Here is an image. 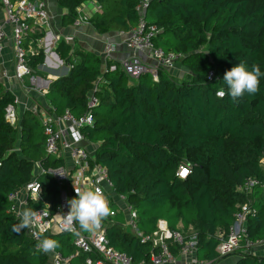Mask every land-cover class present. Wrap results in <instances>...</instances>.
I'll use <instances>...</instances> for the list:
<instances>
[{
  "label": "trees",
  "instance_id": "16d2710c",
  "mask_svg": "<svg viewBox=\"0 0 264 264\" xmlns=\"http://www.w3.org/2000/svg\"><path fill=\"white\" fill-rule=\"evenodd\" d=\"M87 1L57 0L66 11L62 25H72ZM94 1L98 10L89 24L96 33L129 32L135 26L138 0ZM145 20L159 30L154 45L180 55L179 63L190 73L187 78L175 82L162 69L156 81L149 74L131 80L120 71L101 72L93 53L61 41L56 52L69 70L50 82L46 111L80 117L89 110L88 98L97 99L93 124L81 133L96 145L94 163L107 169L116 193L137 211L145 234L154 232L161 220L183 235L191 227L196 257L219 264L225 259L216 251L219 236L228 235L239 206L248 203L251 212L232 264H264V255L245 252L247 242L264 240V76L254 95L245 93L235 102L227 94L216 96L225 72L240 61L249 70L256 63L264 73V0H152ZM42 63V53L27 56L35 74ZM210 72L213 77L208 79ZM100 78L102 84L97 83ZM11 104L14 97L0 81V264H47L46 254L25 229L12 230L21 218L8 197L34 177L37 162H58L45 155L43 128L35 114L25 112L17 126L6 122L5 109ZM181 167L188 170L184 178L178 175ZM37 178L44 200L56 206L55 183ZM250 180L258 185L249 195L237 190ZM121 224L122 216L114 217L105 235L109 246L127 254L132 264L159 251ZM58 237L63 239L56 251L73 255L72 241ZM164 244L173 256L180 252L170 240Z\"/></svg>",
  "mask_w": 264,
  "mask_h": 264
},
{
  "label": "built area",
  "instance_id": "2783aa9c",
  "mask_svg": "<svg viewBox=\"0 0 264 264\" xmlns=\"http://www.w3.org/2000/svg\"><path fill=\"white\" fill-rule=\"evenodd\" d=\"M152 0H138L136 11L138 13L135 26L130 30L129 37L125 45L133 53H149L155 63L152 67L140 60L135 54L121 64H110L106 70L109 72H123L129 79L137 80L143 74H149L153 80L158 79V70H171L175 63H179L180 55L166 52L160 47L154 45V39L159 30L154 25H148L145 20V12ZM5 9L6 21L0 23V52L3 48V42L6 36L5 27L11 31L14 43L15 72L14 78L22 83L24 79L31 78L32 71L27 64V53L23 46L24 39L27 37L31 25L48 27L49 14L44 0H0ZM90 18L81 16L76 19L73 25L77 26L89 22ZM69 41V40H68ZM114 51V46H110L107 51V57ZM1 77H6L3 73ZM213 77L209 73L208 79ZM104 80L100 78L97 83L102 84ZM34 80H30L33 85ZM97 89V84L95 85ZM97 99L91 95L88 98L87 106L89 110L80 117L73 116L69 111L62 115L49 114L33 110L43 128L44 152L51 160L58 162L56 166H47L37 162L34 166V177L22 188L12 192L8 200L13 203V212L20 217L16 210L17 205H25L33 209L38 214L35 222L29 229L25 228L26 236L35 243L44 238L55 237L59 235H68L72 238L75 247V253L69 257H63L56 250L45 253L50 259L51 264H132L131 258L123 252H119L109 246L105 235V227L111 222L118 210L111 208L110 199L119 205L124 204L127 213L126 229L130 234L137 237L142 242H150L153 247H159V251L152 253L147 261L141 264H174L172 254L164 244L165 240H170L180 247V254L189 255L190 261L185 264H213L208 261L199 260L195 255V240H188L185 235L179 231H170L164 221H158L156 230L145 234L140 229L138 223L137 211L126 202V198L116 193L109 179L107 169L101 164L94 163V153L96 145L88 142L81 133V129L93 124V115L91 110L96 106ZM14 104L8 105L5 109V120L10 125H16ZM83 143V144H82ZM90 145L91 150L87 145ZM70 160V164L65 159ZM188 170L181 167L179 177L184 178ZM38 175L48 177L57 186L56 206L50 201L44 200V188ZM81 189H94L99 187L107 197L112 214L102 221V226L95 232H85L75 225L76 232L69 233L62 228V218L58 215L68 212L67 201L76 197L75 187ZM258 185L256 180L248 181L245 186L237 188L238 191L246 195L251 193L253 186ZM22 189L25 195V201L18 199V192ZM251 209L248 203L239 206L234 222L226 237L219 236V244L216 247L219 258H225L234 254L238 249L242 235L246 231L247 217ZM78 233V234H77ZM157 237L159 239L157 240ZM264 241V240H260ZM257 242V241H256ZM259 242V241H258ZM257 242V243H258ZM247 253L250 250L248 242L245 245ZM251 254V253H249ZM82 257L81 262H75L73 257Z\"/></svg>",
  "mask_w": 264,
  "mask_h": 264
},
{
  "label": "crops",
  "instance_id": "0c3cea01",
  "mask_svg": "<svg viewBox=\"0 0 264 264\" xmlns=\"http://www.w3.org/2000/svg\"><path fill=\"white\" fill-rule=\"evenodd\" d=\"M47 11L49 14V26L41 27L31 25L27 37L24 39L23 46L28 57L43 54V63L36 67V74L34 71L31 74V78H26L22 83H19L14 78L15 72V56H14V43L11 36V31L8 27H5L6 36L3 42V48L0 52V81L4 86V90L9 92L16 102L14 105L16 115V125H19L25 112L32 113L34 109L48 113L46 111L49 107L48 100L45 98L46 90L52 80L65 76L68 73L69 68L64 65V62L58 56L56 49L59 42L64 41L67 45L74 49H81L86 52L93 53L100 60V71L104 72L107 68V63L121 64L123 61L129 59L133 54L140 58L141 61L146 64H154V61L150 57L149 53H133L125 45L126 39L129 37V32H108L104 34L96 33L95 29L87 23L80 25H62V15L66 12L65 9H61L57 0H44ZM98 10L97 2L89 0L82 4L77 9V18L81 16H87L91 18L92 15ZM76 18V19H77ZM6 21V14L3 5L0 2V23ZM76 21V20H75ZM69 40V41H68ZM110 46H114L113 53L109 57L106 55V51ZM64 71L63 74L57 75L59 71ZM3 73H6V77H1ZM34 73V74H33ZM169 74L175 79H185L190 73L184 67L173 68L169 70ZM33 79V85L30 84V80ZM182 79V80H183ZM83 144V143H82ZM89 148V144L87 145ZM67 164H70L68 158L65 159ZM24 198V200H23ZM20 198L19 201H25V195ZM120 204V203H119ZM23 206V205H22ZM121 204L119 205V207ZM122 216V227L125 231V223L127 219V213L125 208L119 209L116 214V218ZM181 225H179L180 227ZM184 235L188 240H194L195 232L189 227ZM60 236V235H59ZM159 237H157V240ZM72 241V239H71ZM259 249L254 252L256 256L264 255V246L258 247ZM253 253V252H252ZM251 253V254H252ZM174 264H185L190 261L189 255H183L178 253L173 256ZM237 256L231 255L225 257L219 264H232L236 260Z\"/></svg>",
  "mask_w": 264,
  "mask_h": 264
},
{
  "label": "clouds",
  "instance_id": "9594fccd",
  "mask_svg": "<svg viewBox=\"0 0 264 264\" xmlns=\"http://www.w3.org/2000/svg\"><path fill=\"white\" fill-rule=\"evenodd\" d=\"M264 76L258 64L253 63L251 70L243 61L238 66H234L231 70L225 72L223 77V86L217 90V97L229 95L235 102L244 96L245 93L256 94L260 88V78ZM75 187L76 197L67 201L68 212L61 213L62 228L64 231L76 232L75 225H79V229L85 232H95L102 226V221L112 214L109 207L107 197L101 188L81 189ZM37 212L31 208H25L20 213V222L12 226V230L16 233L22 229H29L35 222ZM78 234V233H77ZM60 247V242L44 238L39 240L36 248L43 253H49Z\"/></svg>",
  "mask_w": 264,
  "mask_h": 264
},
{
  "label": "rangeland",
  "instance_id": "374dc122",
  "mask_svg": "<svg viewBox=\"0 0 264 264\" xmlns=\"http://www.w3.org/2000/svg\"><path fill=\"white\" fill-rule=\"evenodd\" d=\"M146 63V62H145ZM150 66H152V67H155L156 65H155V63L154 64H149ZM183 66L180 64V63H175V65H174V69L175 68H182ZM172 70V69H171ZM64 73V71L62 70L61 72L59 71V73H56L57 75H59V74H63ZM183 79V78H182ZM182 79H177V80H175V82H181L182 81ZM91 146H89V149L91 150ZM23 195H24V191L22 190V189H20V191L18 192V199H20V198H23ZM23 200H24V198H23ZM110 203H111V208L112 209H114V210H118L119 211V209H120V207L121 208H123L124 209V204L123 203H120L121 204V206L119 207V205L117 204V203H115L112 199H110ZM25 208H28V206H25L24 204H23V206L21 205V206H19V205H17V207H16V210L19 212V214L21 213V211L23 210V209H25ZM141 229V228H140ZM72 239L70 236H68V235H66L65 237H64V239ZM52 239H55V240H57V241H60V240H62L63 239V237H58V236H55V237H53ZM258 242V241H257ZM257 242H254V243H251V242H248V247L250 248V250L248 251L249 253H252V254H254V252L256 251V249L258 250L259 248L258 247H262V246H264V241H259L258 243ZM47 264H51V261H50V259H48V262H47Z\"/></svg>",
  "mask_w": 264,
  "mask_h": 264
},
{
  "label": "water",
  "instance_id": "95a60500",
  "mask_svg": "<svg viewBox=\"0 0 264 264\" xmlns=\"http://www.w3.org/2000/svg\"><path fill=\"white\" fill-rule=\"evenodd\" d=\"M63 76H64V75H63ZM93 109H95V107H94Z\"/></svg>",
  "mask_w": 264,
  "mask_h": 264
}]
</instances>
